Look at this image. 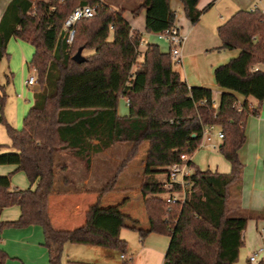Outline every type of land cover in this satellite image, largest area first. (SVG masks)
Wrapping results in <instances>:
<instances>
[{
	"label": "trees",
	"instance_id": "16d2710c",
	"mask_svg": "<svg viewBox=\"0 0 264 264\" xmlns=\"http://www.w3.org/2000/svg\"><path fill=\"white\" fill-rule=\"evenodd\" d=\"M170 1L142 0L131 13L145 10V32L156 36L176 26ZM177 1L191 25L213 5L200 11L199 0ZM85 5L94 7L95 15L76 22L68 43L64 22L76 7ZM122 13L99 0H11L6 6L0 19V60L7 56L10 38L30 44L34 53L28 67L36 71L39 90L20 130L0 115L10 140L9 146L0 145V149L13 150L0 152V165H15L35 185L33 190L11 189V175L0 176V215L11 206L20 209L16 220L0 219V232L39 226L48 264H62L66 244L125 251L127 244L120 239L125 228L136 231L141 241L151 233L168 237L162 264H235L248 219L264 221V211L235 216L230 207L231 189L241 181L237 152L245 142L244 126L264 101V15L239 10L217 27L220 46L216 50H239V54L214 69L215 84L225 90L215 102L209 88L187 85L174 69L169 51L162 52L154 43L141 51V34L132 30ZM84 52L89 55L81 57ZM236 94L244 101L239 102ZM137 95L140 99L133 101ZM120 98L129 100L126 116L117 114ZM5 100L0 85V111ZM250 100L257 103L255 108ZM209 126L223 135L217 151L229 163L230 173L200 171L189 162L192 174L184 200L167 203L166 196L180 193L181 187L168 188L155 176L166 174L181 155H192ZM117 144H128L126 154L96 191L97 200L87 209L84 224L55 230L48 215L49 197L91 190L83 183L80 188H57L59 174L67 166L56 163L55 155L72 153L89 168L94 156ZM143 145L137 187L147 230L122 214L119 205L100 206L103 196L117 191L121 173ZM62 183L72 186L74 181L63 178ZM7 260L0 249V264Z\"/></svg>",
	"mask_w": 264,
	"mask_h": 264
},
{
	"label": "crops",
	"instance_id": "0c3cea01",
	"mask_svg": "<svg viewBox=\"0 0 264 264\" xmlns=\"http://www.w3.org/2000/svg\"><path fill=\"white\" fill-rule=\"evenodd\" d=\"M10 1L11 0H0V19ZM99 1L106 3L109 0ZM216 1L217 0H199L197 9L201 11L211 2H213V7ZM257 1L258 0H255L254 3ZM126 2L127 0H112V2H110L112 6H109L113 10H123L122 15L129 23L132 30L141 34V41L143 42L141 48L145 46L147 42L157 44L156 41H164L155 35H150L145 32V10H141L137 15H133L131 13L133 9L127 11V9L123 7ZM136 2L138 6L141 4L142 0H136ZM169 5L176 15L177 12H181L184 17L183 7L179 1L171 0ZM212 7H210V9ZM220 20V23L214 21V26H211V29L214 28V32L215 28L223 24L227 19L226 17H220ZM189 23L190 22L186 19L184 21L176 20V27L182 35L186 36V41L181 51L182 57L179 62L181 68L175 70L181 75L189 87L209 88L213 92L214 101L217 102L219 95L225 90L219 88L215 84L213 76L214 69L237 57L239 50H216V48L220 46L218 37H215L212 42L207 45V49H203L202 51L190 49L188 43L192 40L196 28L190 26ZM161 43H163L165 49L163 50L160 48V50L162 52H168L169 45L165 41ZM33 53L34 48L30 44L10 38L6 45L7 56L0 60V62L3 60L6 62L7 73L5 77L8 83L10 81L12 82L13 91L16 94V97L10 102L9 100L7 101L6 94V100L2 111H0V115L2 112L6 122L11 126L13 125L12 127L16 130L22 128L23 118L33 103V94L38 91L36 85L31 88L26 86L27 77L31 73L28 63ZM236 97L239 102L244 101L242 96L236 94ZM137 98L138 95L133 97V101H137L135 100ZM250 103L254 108L257 106L254 100H250ZM0 127L3 126L0 124ZM244 135L245 142L237 152L239 161L242 164L241 181L239 185L232 188L230 192V207L234 210L235 216H244L248 213L260 214L264 211V101L258 109V113L256 115H250L247 118L244 126ZM0 138H2L1 134ZM1 140L2 139H0V145L6 144L4 143L5 141ZM215 142L218 145L220 143L219 140H215ZM7 149H9V147H7ZM0 152H3L2 149H0ZM97 156L91 159V166H94V159H98ZM190 162L200 171L228 174L231 170L229 163L222 155L217 152V150H212L208 146L196 150L190 156ZM15 173H18L19 176H17L18 178L16 180H11V189L25 190L30 188L33 190L35 188V185H30L24 173L17 170L15 165H0V176H6L8 174L14 175ZM91 177L90 173H87L86 177L80 180H82L83 185L87 186L90 183ZM97 190L98 187H92L90 192L78 189L72 192L69 191L65 194L50 196L48 200V215L52 227L55 230H71L82 226L85 222V213L87 209L97 200ZM118 205L120 206V212L122 214L136 221L138 226L142 222L143 225L140 228L147 230L148 224L143 200L137 186H125L122 189H117V191L103 196L100 202L102 208ZM136 213L139 216H137ZM19 215V207L11 206L2 210L0 219L2 221H14ZM249 220L254 221L256 225L259 222L264 223L263 220H254L252 218L248 219V221ZM43 241V232L39 226H29L23 229H5L0 232V249L8 256L6 264H48V254L47 250L43 247ZM141 243L142 249L148 247L152 253L157 252L161 257L160 264H162L164 253L168 247L169 238L151 233L147 235Z\"/></svg>",
	"mask_w": 264,
	"mask_h": 264
},
{
	"label": "rangeland",
	"instance_id": "374dc122",
	"mask_svg": "<svg viewBox=\"0 0 264 264\" xmlns=\"http://www.w3.org/2000/svg\"><path fill=\"white\" fill-rule=\"evenodd\" d=\"M109 1L112 2V0ZM109 1H107L106 3L112 6ZM254 1L255 0H217L210 10H207L201 15L199 21L195 25H191L189 23L190 26L196 28L192 40H190V42L188 43L190 49L194 51H202L203 49H207V45L211 43L215 37H217V28H215V32L214 28L211 29V26H214V21H218L220 23V17H226V19H228L239 10H248L254 4ZM123 7H125L127 11H130L137 7V2L136 0H127ZM181 18L185 17L182 16L181 12H177L176 20H185ZM156 42L157 44H159L161 49H165V46L163 45V43H161L164 41ZM144 47L145 46H143L142 48L140 47V50H144ZM87 55H89V52H84L83 54H81V57H85ZM174 62V69L179 70L181 68V65L177 61ZM6 71V62L3 60L2 62H0V85L5 86L7 101L9 100L10 102L13 98L16 97V94L13 91L12 82L10 81L8 83L6 80ZM35 85L39 90V85L37 84V82ZM139 99L140 97L135 100L138 101ZM117 113L121 116L128 113V106L125 103L124 98L119 99ZM0 134L2 136V138H0L2 139L1 141H5L4 143H6L4 145L9 146L10 142L4 127H0ZM145 147L146 145L141 146L139 153L137 154L135 159L130 164H128L121 173L120 179L116 186L118 190L124 188L125 186H138V183L140 182L139 173L142 169L140 161L144 158ZM127 149L128 144H117L109 150L98 155V159H94V166L90 165L89 168L83 161L76 158L72 153H57L55 155L56 163L65 164L67 166V170L60 172L59 178L56 181V187L60 189L80 188L82 185V180L80 179L86 177L87 173H90L92 177L90 183L86 186V188H102L105 185L106 181L114 173L117 165L124 158ZM2 151L3 153L13 152L11 148L2 149ZM88 169L90 170V172ZM17 176H19L18 173L11 175V180H16L18 178ZM63 178L73 180L74 184L72 186L64 185L62 183ZM155 178L158 182L165 183L166 174H158L155 176ZM136 215L139 216L137 213ZM142 225L143 224L141 222L139 224V227H142ZM120 239L124 240L127 244L125 251L105 249L96 246L66 244L63 250L62 264H160L161 257L157 252L152 253V251H150L146 246L145 247L147 249H142V243L136 231L127 228L122 229L120 232ZM263 246L264 223L259 222L256 225L254 221L249 220L243 232V246L239 251L238 259L235 264H250L248 261L249 257ZM121 255H124L126 259L122 260ZM261 257L262 255H259L258 260L261 259Z\"/></svg>",
	"mask_w": 264,
	"mask_h": 264
},
{
	"label": "built area",
	"instance_id": "2783aa9c",
	"mask_svg": "<svg viewBox=\"0 0 264 264\" xmlns=\"http://www.w3.org/2000/svg\"><path fill=\"white\" fill-rule=\"evenodd\" d=\"M45 1V0H39ZM250 12H260L264 15V0H258L249 9ZM95 15L94 7L90 5L76 7L66 18L63 28L68 30L67 42L71 43L74 35V25L80 19H90ZM159 39L164 40L169 45V52L172 60L180 62L182 57V47L186 41V36L182 35L179 29L174 26L172 28L164 30L159 35H156ZM143 45L140 41L139 48ZM36 71L31 70L30 75L27 77L26 86L31 88L36 84ZM125 103L128 105L129 100L125 99ZM223 135L220 131L215 130L213 126H209L203 133L200 143L197 146V150L205 146H208L212 150H217L218 144L215 140H222ZM191 155H181L180 162L171 165L167 169L166 173V186L169 188L173 184H179L181 187L180 193H172L167 195L165 201L167 203L179 201L182 202L185 196V187L187 185V178L192 174V169L189 166ZM259 255H262L261 259L258 260ZM121 259L125 260V256L121 255ZM250 264H264V246L257 252L252 254L248 259Z\"/></svg>",
	"mask_w": 264,
	"mask_h": 264
},
{
	"label": "water",
	"instance_id": "95a60500",
	"mask_svg": "<svg viewBox=\"0 0 264 264\" xmlns=\"http://www.w3.org/2000/svg\"><path fill=\"white\" fill-rule=\"evenodd\" d=\"M74 60L77 61V62L81 60L79 54H76L74 56Z\"/></svg>",
	"mask_w": 264,
	"mask_h": 264
}]
</instances>
